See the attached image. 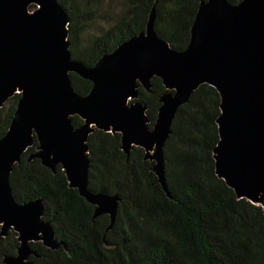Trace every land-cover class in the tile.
I'll return each instance as SVG.
<instances>
[{"label": "water", "instance_id": "95a60500", "mask_svg": "<svg viewBox=\"0 0 264 264\" xmlns=\"http://www.w3.org/2000/svg\"><path fill=\"white\" fill-rule=\"evenodd\" d=\"M153 19L152 11L144 32L86 67L71 57L69 19L57 0H0V108L19 95L0 138V235L13 230L19 241L16 256L4 264H30L33 242L62 245L43 220L41 199L18 203L13 197L9 174L28 148L36 143L29 159L52 171L60 165L69 187L95 207L94 216L107 214L112 223L118 197L87 190L89 134L119 133L125 154L144 149L168 193L164 144L178 108L203 84L220 96L215 173L237 198L264 210V0H202L182 51L155 33ZM71 73L92 83L88 94L75 92ZM153 77L167 92L149 127L146 108L134 100ZM73 116L83 121L80 127H73Z\"/></svg>", "mask_w": 264, "mask_h": 264}, {"label": "trees", "instance_id": "16d2710c", "mask_svg": "<svg viewBox=\"0 0 264 264\" xmlns=\"http://www.w3.org/2000/svg\"><path fill=\"white\" fill-rule=\"evenodd\" d=\"M68 22L73 60L92 67L130 37L144 32L153 11V29L175 51L190 39L202 0H57ZM237 4L242 0H227ZM73 89L84 96L92 83L71 73ZM153 77L150 89H137L148 126L156 121L166 93ZM19 95L0 108V138L6 133ZM220 96L207 84L199 86L178 108L164 144L166 193L154 173V161L141 147L128 154L121 135L94 129L87 139V190L118 197L113 222L94 216L95 207L69 187L60 165L52 171L38 159L36 143L9 174L16 202L41 199L43 220L52 228L57 249L30 243V264H264V210L234 191L215 173L213 150L219 141ZM73 127L83 121L73 116ZM19 241L9 230L0 235V264L15 257Z\"/></svg>", "mask_w": 264, "mask_h": 264}, {"label": "rangeland", "instance_id": "374dc122", "mask_svg": "<svg viewBox=\"0 0 264 264\" xmlns=\"http://www.w3.org/2000/svg\"><path fill=\"white\" fill-rule=\"evenodd\" d=\"M34 152H35V150H34ZM151 154H152V152H151Z\"/></svg>", "mask_w": 264, "mask_h": 264}]
</instances>
